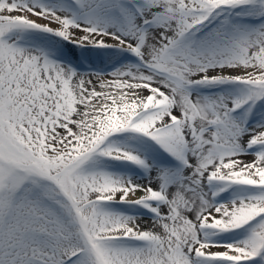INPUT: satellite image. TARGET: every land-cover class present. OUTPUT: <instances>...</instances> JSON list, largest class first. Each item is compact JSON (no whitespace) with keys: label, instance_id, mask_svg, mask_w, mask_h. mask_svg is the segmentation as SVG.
Wrapping results in <instances>:
<instances>
[{"label":"snow or ice","instance_id":"obj_1","mask_svg":"<svg viewBox=\"0 0 264 264\" xmlns=\"http://www.w3.org/2000/svg\"><path fill=\"white\" fill-rule=\"evenodd\" d=\"M0 264H264V0H0Z\"/></svg>","mask_w":264,"mask_h":264}]
</instances>
